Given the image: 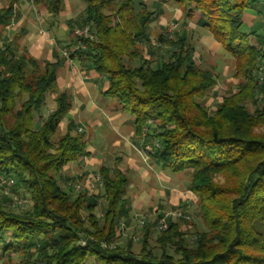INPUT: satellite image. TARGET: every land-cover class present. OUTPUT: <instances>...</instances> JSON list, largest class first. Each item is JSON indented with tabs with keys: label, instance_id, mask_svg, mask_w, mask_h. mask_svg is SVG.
Listing matches in <instances>:
<instances>
[{
	"label": "trees",
	"instance_id": "16d2710c",
	"mask_svg": "<svg viewBox=\"0 0 264 264\" xmlns=\"http://www.w3.org/2000/svg\"><path fill=\"white\" fill-rule=\"evenodd\" d=\"M31 1L52 14L64 7L63 0ZM84 1L83 12L70 28L87 26L88 35L74 37L70 55L88 60L106 76L108 86L102 94L134 117V135L151 143L147 153L154 162L173 173L189 171V190L206 230L190 235L194 246L189 248L177 229L178 220L169 218L168 226L158 229L161 214L157 215L151 226L163 235L160 242L175 246L179 260L165 252L156 258L148 251L134 254L128 248L103 247L101 242L113 240L119 223L129 218L124 199L128 179L119 169L105 167L99 169L107 201L103 218L98 221L90 215L92 229L79 224L78 208L91 210L94 201L82 192L71 197L53 173L83 154L86 143L72 121L56 142L51 140L71 106L65 93L56 95L54 109L35 124V111L46 93L56 88L59 61L39 62L25 50L18 52L17 38L2 39L13 16L10 3L0 7V175L12 180V190L29 197L32 209L24 215L0 202V235L7 233L6 238L0 236L1 248L19 246L26 252L35 249L38 239L44 252L45 246L51 248L44 264H84L89 256L98 264H264V137L251 132L256 122L264 120V67L260 81L254 79L260 58L264 64V41L252 44L242 29L243 13L260 11L264 0H173L188 7L187 17L199 11L200 25L232 56L234 73L247 80L240 100L262 95L256 114L239 106L238 93L224 97L208 114L197 99L214 86L215 76L194 62L179 35H157V49H165L166 55L152 67L153 59L146 58L141 47L151 44L148 28L154 15L145 5L137 10L133 0H123L106 12L112 0ZM225 170L239 174L237 187L213 184L211 176ZM71 204L74 210L65 214ZM183 215L180 220L187 218ZM80 231L90 236L85 246L77 242Z\"/></svg>",
	"mask_w": 264,
	"mask_h": 264
},
{
	"label": "crops",
	"instance_id": "0c3cea01",
	"mask_svg": "<svg viewBox=\"0 0 264 264\" xmlns=\"http://www.w3.org/2000/svg\"><path fill=\"white\" fill-rule=\"evenodd\" d=\"M80 1L84 3L78 2L76 9L70 0H63V9L57 14H52L44 6L34 5L31 0H0V7L10 3L13 7L12 19L3 28L2 39L11 41L17 38L19 51L25 50L39 62L59 61L56 88L50 91L53 92L51 100L54 102L51 110L55 107L56 95L65 93L71 106L62 118L65 120H61L59 124L64 125L62 133L65 132L67 122L72 121L76 131L83 134L86 143L84 153L69 162L66 168L78 167V172H72L77 175L99 172L101 167L110 171L119 169L128 179L125 192L129 190L130 194L126 204L129 213L138 209L150 210L165 204H184L189 199L193 201L195 195L191 191L189 194H183L177 189L171 193L165 186L170 180V175L164 174L166 170L154 162L148 153L146 158H143L144 152L138 150L137 146L141 149L150 143H146L143 135L140 138L134 135V117L125 114L114 99L102 94L108 86L106 76L96 72L88 60H79L68 52L75 32L74 28L71 31L70 22L80 15L86 6L84 0ZM143 1L140 3L147 7L150 2H154L153 5L159 3L158 0ZM168 4L157 6V11L153 9L154 15L149 26L155 23L154 25L163 29L168 22ZM245 12L243 21L245 16L253 17L251 14H255L256 10ZM182 14V8L173 11L175 17ZM197 23L200 25V20H197ZM192 29L196 30L194 27ZM200 35L196 38L200 42L199 49L205 47L210 52L209 43L212 44L215 40L210 33L211 36L203 34L202 31ZM179 36L183 37L181 34ZM194 52L196 53L195 50Z\"/></svg>",
	"mask_w": 264,
	"mask_h": 264
},
{
	"label": "rangeland",
	"instance_id": "374dc122",
	"mask_svg": "<svg viewBox=\"0 0 264 264\" xmlns=\"http://www.w3.org/2000/svg\"><path fill=\"white\" fill-rule=\"evenodd\" d=\"M72 2V5L76 6V9H78V2H82L80 0H70ZM123 0H112L111 5L109 6V10L112 8L115 9L116 6ZM143 0H133V4L135 5V9H139L140 2ZM146 1V0H145ZM170 1V2H167ZM144 2V1H143ZM158 5H153L154 2H150V5L146 7L153 11H157L155 8L164 6V4H168L169 6V12L166 15L167 16V23L163 26V29L160 27L158 28L157 25H154L153 23L148 28V35L150 38V46L152 45L154 48H152L153 55H150L149 47L145 46L143 43L141 44L143 54H145L146 58L153 59V62L151 63V66L154 67L157 62H159L160 59H163L166 55V50L161 48L160 50L157 49L156 44V37L158 34L163 33L167 35L168 37L172 38L175 37V35H182L183 38H185L186 44L191 49V55L193 57L194 62L206 69H209L215 76V84L213 87L207 89L205 93L199 97L197 100L200 105L205 107L208 114H212L213 111L218 107L221 100L224 97H230L236 93H238V98L243 96L242 94L245 92V85L247 83V80L244 78V76H238L234 73V59L232 56L227 53L220 44H218L216 41H213L212 44L209 43V48L211 49L210 52L204 49H199L200 42L196 38L198 36H201V32L203 31V34L209 35V32L204 27H200V25L197 23V20L202 19V16L200 15L199 11L194 10L191 17L186 16V11L188 10V7L182 6L180 4H177L173 0H158ZM84 2H82L83 4ZM257 5V8L260 7V11H257L255 14L252 13L253 17L245 16V20L243 21L242 29L249 34V40L252 44L259 46L260 40L264 41V29H262V22H264V5ZM178 8H182L183 14L182 16L175 17L173 15V11ZM248 11H254V9L247 10ZM250 24V25H249ZM174 25V29L172 31L168 30V27ZM195 25V26H193ZM87 27V26H84ZM195 28L196 30L193 31L192 28ZM82 27L74 26V29H80ZM207 32V33H206ZM185 36H184V35ZM211 36V35H209ZM75 37V32H74ZM200 38V37H199ZM201 37L200 39H202ZM203 42V40H201ZM156 46V47H155ZM195 47V48H194ZM151 48V47H150ZM151 50V49H150ZM162 50V51H161ZM196 51V53L194 52ZM264 50V49H262ZM161 51V52H160ZM18 52L19 49H18ZM67 52V51H66ZM69 52V51H68ZM199 54V55H198ZM262 59L260 58V61L257 63V71L256 75L254 77L256 82L260 81L259 75L261 74V68L264 67L261 64ZM252 74H254L252 72ZM53 95V92H47L45 95V101L41 105L40 109L35 111V124H38L47 116L49 111L53 108L54 102L51 100V97ZM262 96V95H261ZM259 94H255V97L253 99L250 98H243L240 100V105L247 113L256 114L257 109H260L262 106L261 103V97ZM116 103V101L114 100ZM19 102L17 100L16 107H18ZM125 114L132 117V115L126 111H124ZM7 119V118H6ZM10 120V119H9ZM65 118L62 120L64 121ZM34 124V125H35ZM148 125H150L151 128L154 127L153 120H148ZM63 124L58 126L57 132L52 136L51 140L52 142H56L58 137L63 132ZM253 135L255 136H262L264 137V120H260L259 122H256L253 128L251 129ZM56 147V145H53ZM151 146V143L148 145H145L144 148L141 149L137 146L138 150L141 152H144L143 158H146L148 148L145 149V147ZM55 150V148H54ZM71 163V162H70ZM67 165V164H66ZM66 165L61 166L59 170L54 172L53 174L56 176L58 183L64 189L66 192H69L71 194V197H74L77 195V193L82 192L85 193L88 197H91L95 203L94 208L91 210H87L83 207L78 208V216L80 219V225L82 224L83 227L87 229H92L90 223H89V216L92 215V217H96V219L102 220L104 211L107 208V201L104 196V190H103V182L101 175L98 171L96 172H84L80 173V175H77L72 173L74 170H77L78 167L74 168H66ZM78 172V170L76 171ZM166 175H170L169 184H166L165 186L168 187L171 190V193H174V190H179L183 192V194H189V186H188V176L189 171H185L183 173H173L168 170L165 171ZM99 174L100 179L97 182H94V189L92 192H85V189H79L76 190L73 187V184L83 183L84 180L89 177V175H96ZM173 176V177H172ZM111 177H113V181L116 180V177L112 174ZM213 182V184L217 185L218 187L225 188L227 187H237L238 185V179L239 174L235 176L228 170L217 172L213 174L210 178ZM69 187L72 188V190H69ZM138 187V186H137ZM131 190H133L131 188ZM130 190V191H131ZM124 196H126L125 202L128 203V199L130 198L129 190L127 193H124ZM24 201V202H21ZM0 202L3 204L9 205L10 209L13 211H23L25 212L24 215H28V211L32 208V202L30 201L29 197L27 195H23L21 191H18L16 189L12 190L10 186L3 187L0 186ZM21 202V204H19ZM186 205L185 207V215L186 219L180 220V216H176L175 214L173 216H169L166 219V226H168V219H177L176 222L177 229L185 235V243L190 248V246H194V243L190 241V235H192L195 231H204L206 230V227L201 220V217L198 213V205L196 201V197L194 196V199H189L188 202L184 204H165L164 206H158L151 208L150 210L145 209H138L134 210L133 212L129 213V218H124L119 225L117 226V235L113 240H111L109 243L102 241L101 245L105 248H115L120 247L122 249H130L134 254L137 253H144L146 251L152 252L153 255L156 256V258H160L163 252L170 254L173 256L175 260H179L181 257L180 253H177L175 246L171 245H165V243H162L159 241V238H161L163 235L156 229L152 228L151 223L156 220L157 215L161 214V216L166 213L170 212H177L181 211V206ZM9 210V209H8ZM74 210V206L71 204L69 207V210H66L67 214L68 212H72ZM23 215V216H24ZM183 215V216H185ZM159 219V218H158ZM157 219V222H158ZM125 220V221H124ZM49 222H52V220H49ZM57 224L56 222H54ZM148 224V225H147ZM86 232L80 231L79 237L77 239V242L80 243L81 246H85L87 243V237L88 236ZM3 238L7 237V233H2L0 235ZM46 238V234L44 235ZM42 238V234L39 236ZM37 245L35 246V249H30V251H23L21 248L14 247L12 249L3 250L0 246V264H44L45 262V254L47 252H51V248L47 245L45 246L46 252H44L43 248L40 245V241L36 239ZM190 241V242H189ZM83 242V243H82ZM2 244V243H1ZM0 244V245H1ZM3 247V246H2ZM50 250H49V249ZM127 249V250H128ZM84 264H98L97 261L93 257H88V259L84 262Z\"/></svg>",
	"mask_w": 264,
	"mask_h": 264
},
{
	"label": "built area",
	"instance_id": "2783aa9c",
	"mask_svg": "<svg viewBox=\"0 0 264 264\" xmlns=\"http://www.w3.org/2000/svg\"><path fill=\"white\" fill-rule=\"evenodd\" d=\"M174 29V25H171L168 27V30L169 31H172ZM88 35V27H82L80 29H75V36L77 37H81V36H87ZM79 45L76 46V48L78 47ZM148 148L150 149L149 147H145V149ZM100 179V176L99 174H96V175H89V177H87L83 182V183H78V184H73V187L76 189V190H79V189H85V192L89 193V192H92V190L94 189V182H97L99 181ZM12 183V180L10 178H6L4 176H1L0 175V186H3L4 188L5 187H8L10 186ZM21 202H24V201H21ZM21 202H19V204H21ZM176 215V216H182V212L180 211H177V212H170V213H166L164 212V214L162 216H160V218L158 219V222L156 223V227L158 229H164L166 228V219L169 217V216H173V215ZM83 243V242H82Z\"/></svg>",
	"mask_w": 264,
	"mask_h": 264
}]
</instances>
